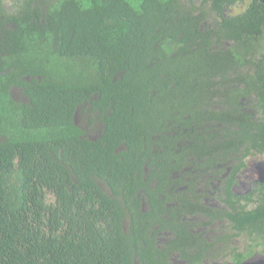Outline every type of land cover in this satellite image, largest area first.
<instances>
[{"label": "trees", "instance_id": "obj_1", "mask_svg": "<svg viewBox=\"0 0 264 264\" xmlns=\"http://www.w3.org/2000/svg\"><path fill=\"white\" fill-rule=\"evenodd\" d=\"M88 3L0 0V264H204L216 222L264 241V192L232 191L264 155V2Z\"/></svg>", "mask_w": 264, "mask_h": 264}, {"label": "flooded vegetation", "instance_id": "obj_2", "mask_svg": "<svg viewBox=\"0 0 264 264\" xmlns=\"http://www.w3.org/2000/svg\"><path fill=\"white\" fill-rule=\"evenodd\" d=\"M232 10L228 14H231ZM246 158V166L239 171L236 176V183L234 184L232 191L237 197H242L244 200L241 201L242 204L247 203L248 207L255 204V200L264 192V183L257 181L256 176H250L245 172L247 167L248 159ZM230 164V163H228ZM211 189L210 186H208ZM222 222L214 223L212 226L207 228L202 227L201 231L213 230V233L209 235L208 239L211 237V255L210 258L205 261L204 264H244L247 261H253L254 259H259L264 257V252H262L264 241L256 235H250L249 237H243V239L230 238L219 240L217 236H223L225 233H230L229 229H223ZM263 241V242H262ZM234 249L239 251H248L250 257L246 260L240 262L234 261L235 254Z\"/></svg>", "mask_w": 264, "mask_h": 264}, {"label": "water", "instance_id": "obj_3", "mask_svg": "<svg viewBox=\"0 0 264 264\" xmlns=\"http://www.w3.org/2000/svg\"><path fill=\"white\" fill-rule=\"evenodd\" d=\"M264 2V0H261ZM235 16V15H231ZM259 158L257 159L256 162H250L247 163V167L245 172H247L250 176H256L257 181L260 183H264V155L258 156ZM244 264H264V257L259 258V259H254L253 261H247Z\"/></svg>", "mask_w": 264, "mask_h": 264}, {"label": "clouds", "instance_id": "obj_4", "mask_svg": "<svg viewBox=\"0 0 264 264\" xmlns=\"http://www.w3.org/2000/svg\"><path fill=\"white\" fill-rule=\"evenodd\" d=\"M127 3L130 5V7L134 11H139V3L140 0H127ZM80 7L81 8H87L90 7V4L88 3V0H80Z\"/></svg>", "mask_w": 264, "mask_h": 264}, {"label": "rangeland", "instance_id": "obj_5", "mask_svg": "<svg viewBox=\"0 0 264 264\" xmlns=\"http://www.w3.org/2000/svg\"><path fill=\"white\" fill-rule=\"evenodd\" d=\"M10 2H11V1H10ZM245 8H246V6H237L236 8H234V9L232 10V14H233V15H236V14L242 13V12L245 10ZM259 156H260V155H259ZM258 158H259L258 156H252V157H250V158L248 159L247 163H250V162H256ZM263 160H264V159H263ZM248 175H249V174H248ZM262 180H264V179H262Z\"/></svg>", "mask_w": 264, "mask_h": 264}]
</instances>
